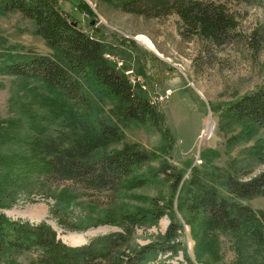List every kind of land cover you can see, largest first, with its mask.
Masks as SVG:
<instances>
[{"label": "trees", "instance_id": "1", "mask_svg": "<svg viewBox=\"0 0 264 264\" xmlns=\"http://www.w3.org/2000/svg\"><path fill=\"white\" fill-rule=\"evenodd\" d=\"M0 6L2 12H18L31 21L35 34L51 51L50 55L4 52L0 54V73L38 81L65 117L89 115L97 96L110 98L117 107L115 117L90 115L89 127L81 132L34 136L30 142L36 159L32 167L61 185L68 198L74 199L73 193L78 192L89 204L103 206L100 222L121 229L71 245L44 219H14L0 211V264H7L24 252L35 255L30 264H165L156 260L157 254L169 252L175 256L178 250L184 251L185 260L178 264H194L179 240L182 226L175 218L176 210L189 219L204 221L202 236H211L215 231L248 232L255 245L261 247L259 264H264V210L242 203L256 196L264 198V171L247 177L248 173L239 175L238 170H224L218 177L224 193L221 194L217 187L208 184L211 180L183 179V169L164 158L160 157L153 166L154 154L137 143H128L121 124L131 122L144 129L163 131L172 141L173 136L164 126L157 105L135 90L126 74L105 57L106 52H112L105 41L109 36L94 28V24L89 26L91 31L80 28L78 21L74 26V18L60 7L58 0H0ZM77 6L90 9L82 2ZM115 6L124 14L145 19L175 15L183 39L195 37L216 46L231 41L238 25L235 12L224 0H116ZM245 43L255 53L260 51L264 47V26L252 29ZM211 106L218 128L238 127L242 137L239 140L249 139L259 131L264 135V81L233 100ZM156 184L160 190L146 196V208L130 209L121 202L123 193ZM2 192L0 181V195ZM63 213L55 212L54 217L64 229L87 228H80L79 217L76 220L69 216L67 221ZM163 216L169 218L163 233H157L145 245L130 243L135 228L155 225Z\"/></svg>", "mask_w": 264, "mask_h": 264}, {"label": "rangeland", "instance_id": "2", "mask_svg": "<svg viewBox=\"0 0 264 264\" xmlns=\"http://www.w3.org/2000/svg\"><path fill=\"white\" fill-rule=\"evenodd\" d=\"M224 1L235 12L238 25L231 41L216 46L195 37L183 39L178 33L175 15L145 19L120 12L115 6L116 0H58L80 28L91 31L89 26L94 24V28L109 36L105 41L112 52H106L105 57L126 74L135 90L157 105L164 117V126L173 136L172 141L168 133L128 122L121 124L125 140L154 154L153 166L160 157L164 158L183 169V179L211 180L208 184L217 187L221 194L224 193L218 177L224 170H238L239 175L248 173L247 177L264 171L262 132L239 140L242 137L238 127L231 130L221 125L218 128L219 121L211 106L233 100L264 81V47L255 53L245 43L252 29L264 26V0ZM81 2L90 9L77 6ZM34 31L31 21L18 12H2L0 6V54L50 55L51 51ZM138 34L149 40L153 48L138 40ZM114 37L132 43H120ZM93 101L94 108L89 115L65 117L38 81L0 73L1 212L14 219L34 222L44 219L60 238L74 243L96 234L121 230L100 222L103 206L89 204L78 192L73 193L74 199L68 198L61 185L31 166L36 161L30 142L34 136L73 135L87 129L93 115L111 118L118 114L110 98L97 96ZM159 190L156 184L126 192L121 202L130 209L146 208V196L149 198ZM131 194L138 198L134 199ZM242 203L264 210L261 196L242 200ZM55 212H65L67 221H70L69 216L76 220L79 217L80 228H87L68 231L57 223ZM175 218L182 226L179 240L194 264H259L261 247L255 245L248 232L215 231L211 236H202L206 229L204 221L189 219L177 210ZM168 223L169 218L163 216L155 225L135 228L130 243H150L157 233L165 231ZM183 252L178 250L175 256L159 252L156 260L165 264L184 263ZM34 258L31 252H24L7 264H30Z\"/></svg>", "mask_w": 264, "mask_h": 264}, {"label": "bare ground", "instance_id": "3", "mask_svg": "<svg viewBox=\"0 0 264 264\" xmlns=\"http://www.w3.org/2000/svg\"><path fill=\"white\" fill-rule=\"evenodd\" d=\"M136 38H137L138 40H140L141 42H144V44H146L147 47H149V48H153L152 43H151L149 40H147L146 38L142 37V35L138 34V35L136 36ZM145 42H146V43H145Z\"/></svg>", "mask_w": 264, "mask_h": 264}, {"label": "crops", "instance_id": "4", "mask_svg": "<svg viewBox=\"0 0 264 264\" xmlns=\"http://www.w3.org/2000/svg\"><path fill=\"white\" fill-rule=\"evenodd\" d=\"M62 239V238H61ZM63 240V239H62ZM65 243H68V244H71V245H76V244H80V243H83V242H85L86 241V239L85 240H82V241H80V242H68V241H65V240H63Z\"/></svg>", "mask_w": 264, "mask_h": 264}, {"label": "water", "instance_id": "5", "mask_svg": "<svg viewBox=\"0 0 264 264\" xmlns=\"http://www.w3.org/2000/svg\"><path fill=\"white\" fill-rule=\"evenodd\" d=\"M77 23L76 22H73V25L75 26Z\"/></svg>", "mask_w": 264, "mask_h": 264}]
</instances>
